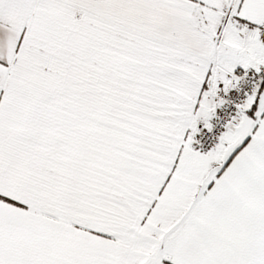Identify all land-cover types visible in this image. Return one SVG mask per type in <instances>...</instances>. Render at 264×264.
I'll use <instances>...</instances> for the list:
<instances>
[{"label":"snow or ice","instance_id":"1","mask_svg":"<svg viewBox=\"0 0 264 264\" xmlns=\"http://www.w3.org/2000/svg\"><path fill=\"white\" fill-rule=\"evenodd\" d=\"M0 264H264V0H0Z\"/></svg>","mask_w":264,"mask_h":264}]
</instances>
